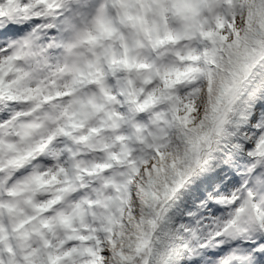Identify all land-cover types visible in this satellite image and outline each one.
<instances>
[{"label": "snow or ice", "instance_id": "6c2138e0", "mask_svg": "<svg viewBox=\"0 0 264 264\" xmlns=\"http://www.w3.org/2000/svg\"><path fill=\"white\" fill-rule=\"evenodd\" d=\"M0 264H264V0H0Z\"/></svg>", "mask_w": 264, "mask_h": 264}]
</instances>
